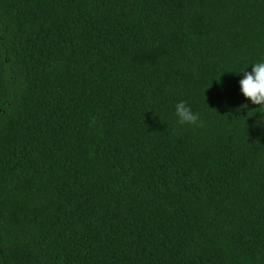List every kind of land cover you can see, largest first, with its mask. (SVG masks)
Here are the masks:
<instances>
[{
    "label": "trees",
    "instance_id": "16d2710c",
    "mask_svg": "<svg viewBox=\"0 0 264 264\" xmlns=\"http://www.w3.org/2000/svg\"><path fill=\"white\" fill-rule=\"evenodd\" d=\"M258 62L264 0H0V264H264Z\"/></svg>",
    "mask_w": 264,
    "mask_h": 264
},
{
    "label": "clouds",
    "instance_id": "9594fccd",
    "mask_svg": "<svg viewBox=\"0 0 264 264\" xmlns=\"http://www.w3.org/2000/svg\"><path fill=\"white\" fill-rule=\"evenodd\" d=\"M243 73V79L239 82L241 94L251 104L264 106V62L253 64L250 73L246 71ZM175 115L181 125L200 126L198 115L193 113L184 102L176 104Z\"/></svg>",
    "mask_w": 264,
    "mask_h": 264
}]
</instances>
